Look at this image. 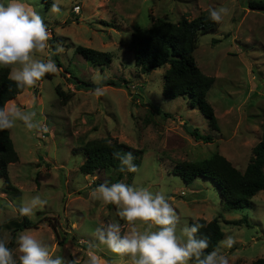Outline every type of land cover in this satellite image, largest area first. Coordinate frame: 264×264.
<instances>
[{
	"label": "rangeland",
	"instance_id": "1",
	"mask_svg": "<svg viewBox=\"0 0 264 264\" xmlns=\"http://www.w3.org/2000/svg\"><path fill=\"white\" fill-rule=\"evenodd\" d=\"M259 1L264 2L52 0L61 8L54 14L50 12L52 4L46 9L42 0H22L41 15L50 34V48L37 58L46 59L57 45L64 51L52 56L59 64L58 72L45 75L34 88L23 89L7 101L9 107L34 109L49 129L37 135L19 122L8 129L18 160L7 170L18 193L6 191L0 178V240L8 245L10 230L23 217L16 211L22 201L28 203L36 195L47 201L27 216L34 222L41 219L38 227L17 233L11 247L16 264L18 234L25 230H31L53 256L65 262L71 256L79 264H87L89 245L98 243L93 234L96 227L118 221L123 231L131 230L117 216L115 206L89 199V192L99 184H113L114 171L84 175L79 170L85 158L83 144L102 138H115L142 151L139 170L133 175L125 171L119 182L164 194L180 217L178 234L189 220L216 217L224 232L221 240L226 236L236 240L232 248H221L229 264L264 257V190L257 192L247 207L227 211L209 179L197 177L186 185L172 172L178 162L200 161L214 153L243 172L253 157L252 149L264 126V10L251 8L249 3ZM218 7H227L229 15L216 29L200 34L193 52L199 69L214 77L206 94L219 126L214 131L186 98L164 97L163 75L168 65L142 73L134 63L129 41L134 29L148 27L155 18L175 22L181 17L209 16V9ZM78 45L110 52L112 60L106 66H95L74 52ZM71 77L83 83L111 79L127 84L103 86V94L96 96L94 90L77 89ZM57 89L65 93V100L57 95ZM187 128H198L212 140H195ZM135 227L143 226L138 223ZM96 253L98 264H130L127 256L116 255L103 245Z\"/></svg>",
	"mask_w": 264,
	"mask_h": 264
},
{
	"label": "clouds",
	"instance_id": "2",
	"mask_svg": "<svg viewBox=\"0 0 264 264\" xmlns=\"http://www.w3.org/2000/svg\"><path fill=\"white\" fill-rule=\"evenodd\" d=\"M58 3L51 5V13H59ZM227 7L209 9V18L220 24L229 15ZM50 34L41 15L22 0H9L0 3V68H10L9 78L18 89H31L46 74L59 71L52 56L64 51L57 45L46 59L37 58L49 48ZM94 95L103 94L97 87ZM34 109L0 107V131L12 129L21 123L28 131L37 135L49 131L41 124ZM114 158L119 160V171L136 173L139 169L134 163L132 152L121 155L115 152ZM89 199L104 205H114L120 220L131 226L130 231H123L118 221H111L95 228L94 237L98 243L88 248L87 264H98L96 249L106 246L112 253L121 257L127 256L130 264H229V258L221 252V248H232L236 240L226 236L211 252L208 236H197L204 225L193 223L179 230L180 217L162 193H153L144 187H134L123 182L109 185L101 183L89 192ZM47 203L39 195L33 196L28 203L23 201L16 209L20 216H31L34 210ZM142 225L137 229L135 225ZM19 264H66L60 256H53L49 248L25 230L18 234ZM0 264H16L13 251L0 240ZM78 264V261H72Z\"/></svg>",
	"mask_w": 264,
	"mask_h": 264
},
{
	"label": "trees",
	"instance_id": "3",
	"mask_svg": "<svg viewBox=\"0 0 264 264\" xmlns=\"http://www.w3.org/2000/svg\"><path fill=\"white\" fill-rule=\"evenodd\" d=\"M42 2L46 9L52 4V0H42ZM249 7L264 10V2H250ZM218 26L219 24L212 22L209 16L204 15H198L192 19L181 17L175 22L158 17L148 27L134 29L129 41L134 63L142 73L168 65L163 75L162 93L164 97L171 99L186 98L189 105L197 107L207 119L209 128L214 131H218L219 126L213 108L206 98L208 90L214 83V77L204 74L199 69L194 60L193 52L198 45L200 34L216 29ZM48 43L50 45V41ZM74 52L95 66H106L112 60L110 52L90 47L78 45L74 48ZM52 75L46 74L49 77ZM9 76L10 68H0V107H3L8 103L7 101L14 99L23 91V89L17 88ZM71 78L74 80L72 82L77 89L83 88L84 90H95L97 87L103 86L125 87L127 84L111 79L101 80L97 84L83 83L74 77ZM56 93L65 100L63 98L64 92L57 89ZM165 115L169 114L165 113ZM186 132L195 140L203 142L212 140L211 136L201 133L198 128H187ZM81 151L85 158L79 166L80 172L87 175L95 171L113 170L115 174L113 183L119 182L124 175V172L118 170L120 162L114 158L115 152H119L121 155L129 151L132 152L137 167L142 155L141 150L127 146L115 138L88 140L81 147ZM252 152L253 157L243 172H240L219 153H214L200 161L178 162L173 166L172 172L179 175L186 185L195 182L197 177L209 179L218 189L222 206L227 211L237 210L247 207L251 203L250 199L257 192L264 190V126L261 138L253 147ZM17 160L18 155L8 130L0 131V178L4 181L5 190H10L13 193H18V190L11 184L7 168L10 163ZM133 174L129 173V175ZM40 221L41 219L34 222L23 216L22 220L10 230L7 246L11 249L16 244L18 232L23 229L37 228ZM193 223L204 225L197 236H208L210 243L206 251H213L224 235L218 218L215 217L208 221L204 218H196L189 220L188 226ZM233 223L237 224L238 220ZM51 225L53 228L55 227L54 224ZM72 261L75 260L70 257L66 264H72ZM189 263L194 264L192 261ZM240 264H264V257Z\"/></svg>",
	"mask_w": 264,
	"mask_h": 264
},
{
	"label": "crops",
	"instance_id": "4",
	"mask_svg": "<svg viewBox=\"0 0 264 264\" xmlns=\"http://www.w3.org/2000/svg\"><path fill=\"white\" fill-rule=\"evenodd\" d=\"M10 71H11V69H10ZM98 256V255H97ZM71 256H69V258H70ZM79 263V262H78Z\"/></svg>",
	"mask_w": 264,
	"mask_h": 264
}]
</instances>
